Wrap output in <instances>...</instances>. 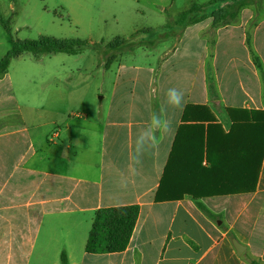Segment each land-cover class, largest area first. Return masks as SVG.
Here are the masks:
<instances>
[{
	"label": "crops",
	"instance_id": "obj_1",
	"mask_svg": "<svg viewBox=\"0 0 264 264\" xmlns=\"http://www.w3.org/2000/svg\"><path fill=\"white\" fill-rule=\"evenodd\" d=\"M257 6L231 24L184 27L173 45L164 32L163 51L144 63L116 60L87 110L79 90L39 103L0 91L12 110L0 127V264H62L63 253L68 264H264ZM169 88L183 91V111L166 102ZM132 205L140 215L126 251L87 253L96 213Z\"/></svg>",
	"mask_w": 264,
	"mask_h": 264
},
{
	"label": "rangeland",
	"instance_id": "obj_2",
	"mask_svg": "<svg viewBox=\"0 0 264 264\" xmlns=\"http://www.w3.org/2000/svg\"><path fill=\"white\" fill-rule=\"evenodd\" d=\"M0 0V11L12 28L9 33L0 23V59L12 49L13 41L37 40L41 35L56 38L87 40L91 47L77 55H43L36 59L25 53L12 60L6 74L0 75V91L6 92L9 86L14 95L24 100L53 101L51 93L57 90L81 91L86 110L99 103L94 93L104 91L114 73L104 72L113 53L106 47L115 38H122L131 44L115 55L114 62L125 56L127 63L146 62L145 54L152 57L163 51L168 19L177 20L182 13L190 10L191 0ZM264 0H256L257 8ZM209 3V2H208ZM231 2H221L208 8L198 9L189 18L199 19L210 15ZM213 21V18H207ZM232 20L229 24L235 22ZM214 23V22H213ZM170 34L178 39L186 26L172 24ZM218 25H227L220 23ZM216 25V26H218ZM165 27V28H164ZM165 35V34H164ZM172 36V35H171ZM165 50V49H164ZM109 75V76H108ZM107 80V81H106ZM101 94V93H100ZM99 96H103V93ZM11 107L0 101V127L10 126L2 121L8 119Z\"/></svg>",
	"mask_w": 264,
	"mask_h": 264
},
{
	"label": "trees",
	"instance_id": "obj_3",
	"mask_svg": "<svg viewBox=\"0 0 264 264\" xmlns=\"http://www.w3.org/2000/svg\"><path fill=\"white\" fill-rule=\"evenodd\" d=\"M221 2H231L234 4H230L226 8H220L212 14L204 15L199 19L189 18L192 14L196 13L197 8L204 9ZM255 2L256 0H212L202 6L194 4L190 10L182 13L177 20L169 17L168 24L164 28L166 31H170L173 28V23L187 27L207 18H213L214 25L220 23L229 24L232 20L237 19L243 7L255 5ZM0 23L7 32H12L9 22L5 20L1 11ZM13 42L12 49L0 59V75L8 72L12 60L21 57L25 53H30L38 59L43 55H77L91 47V43L87 40L56 38L47 35H41L37 40H17ZM126 43L125 39L118 37L107 44L106 47L109 52L113 53L110 61L106 64L107 69L110 68L116 59L115 53L131 46V44ZM139 215L140 207L138 205L100 209L93 221L92 230L86 245V252L89 254H108L126 251L136 228ZM252 263L257 264L255 261ZM62 264H68V258L65 253L62 254Z\"/></svg>",
	"mask_w": 264,
	"mask_h": 264
},
{
	"label": "clouds",
	"instance_id": "obj_4",
	"mask_svg": "<svg viewBox=\"0 0 264 264\" xmlns=\"http://www.w3.org/2000/svg\"><path fill=\"white\" fill-rule=\"evenodd\" d=\"M165 96H166V102L169 105H171L176 110L183 111L185 105L183 102L184 93L182 90H178L176 88H169ZM150 123L154 128L152 139L155 140L156 139L155 133L160 130V126L162 123V118L156 111L152 112Z\"/></svg>",
	"mask_w": 264,
	"mask_h": 264
},
{
	"label": "water",
	"instance_id": "obj_5",
	"mask_svg": "<svg viewBox=\"0 0 264 264\" xmlns=\"http://www.w3.org/2000/svg\"><path fill=\"white\" fill-rule=\"evenodd\" d=\"M235 247H236V249L238 250V252L241 253V252H240V247H239V245L235 243Z\"/></svg>",
	"mask_w": 264,
	"mask_h": 264
}]
</instances>
